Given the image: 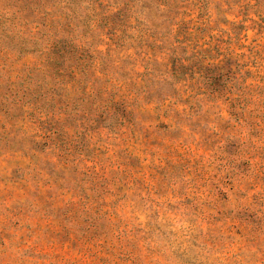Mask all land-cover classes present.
<instances>
[{
    "label": "rangeland",
    "instance_id": "obj_1",
    "mask_svg": "<svg viewBox=\"0 0 264 264\" xmlns=\"http://www.w3.org/2000/svg\"><path fill=\"white\" fill-rule=\"evenodd\" d=\"M0 264H264V0H0Z\"/></svg>",
    "mask_w": 264,
    "mask_h": 264
}]
</instances>
